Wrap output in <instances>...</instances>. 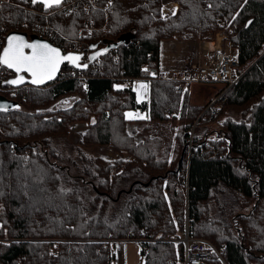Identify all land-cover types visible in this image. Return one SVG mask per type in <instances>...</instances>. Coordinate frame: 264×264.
I'll list each match as a JSON object with an SVG mask.
<instances>
[{
  "label": "trees",
  "instance_id": "trees-1",
  "mask_svg": "<svg viewBox=\"0 0 264 264\" xmlns=\"http://www.w3.org/2000/svg\"><path fill=\"white\" fill-rule=\"evenodd\" d=\"M110 1L108 20L99 11L51 19L62 41L77 40L85 22L97 26L88 43L102 53L87 81L72 78L79 69L67 64L48 86L0 92L14 104L0 110V264H28L44 240L61 242L41 264H114L111 242L128 240L141 241L146 264H178L186 230L228 264H264V0H165L181 4L168 20L160 3ZM21 7L0 0V55L9 35H33L37 17ZM224 29L241 78L211 120L189 89L158 75L168 54L197 58L200 39ZM14 76L0 65L3 87ZM135 80H150L137 137L127 117ZM74 124L87 126L84 145L71 139ZM225 143L224 156H213ZM38 160L69 198L45 197L33 179Z\"/></svg>",
  "mask_w": 264,
  "mask_h": 264
},
{
  "label": "built area",
  "instance_id": "built-area-1",
  "mask_svg": "<svg viewBox=\"0 0 264 264\" xmlns=\"http://www.w3.org/2000/svg\"><path fill=\"white\" fill-rule=\"evenodd\" d=\"M147 3L161 4V17L168 20L176 16L181 10V4L174 1L166 2L165 0H141ZM9 4L22 6L21 8L37 17L32 27L33 34L41 39L52 42L55 46L60 47L64 53H74L83 56L82 65L89 63V57L92 54L88 45H80L79 42L61 40L58 31L53 27L51 19L57 15H70L73 12L90 13L99 11L107 14L111 6L109 0H64L58 7L46 9L43 4H33L32 0H8ZM25 3L26 5H23ZM29 3L35 7L29 6ZM223 26V25H221ZM227 29L219 31L215 36H207L201 40V53L197 61L192 58H186L177 68H170L162 71L158 75L161 81L174 82L178 85V90L186 92L192 85H213L220 84L221 87L216 91L215 96L207 102L205 111H209L210 119L214 120L222 111L228 101V92L239 82L241 76L237 74L239 60L234 53H227L223 49L224 44L229 39ZM231 51L233 46L229 43ZM96 62L92 63L94 65ZM76 69V68H74ZM92 76L87 70H73L71 77L74 79L87 81ZM150 82V80H148ZM30 87V86H27ZM19 88L3 87L0 84L1 93H17ZM187 142L189 154L186 158L189 170L192 147L194 143V128L187 132ZM210 149V144H207ZM229 149L228 143H225L221 150H214L213 156H224ZM212 151V150H211ZM187 174H182L187 178ZM141 242V241H140ZM181 242L184 245V260L178 264H228L224 259L221 251L210 241L202 238H193L186 230ZM58 243L47 245L50 252L57 254L55 247ZM148 251L143 248V257L146 259Z\"/></svg>",
  "mask_w": 264,
  "mask_h": 264
},
{
  "label": "rangeland",
  "instance_id": "rangeland-1",
  "mask_svg": "<svg viewBox=\"0 0 264 264\" xmlns=\"http://www.w3.org/2000/svg\"><path fill=\"white\" fill-rule=\"evenodd\" d=\"M83 13H85V12H83ZM90 13H92V12H90ZM90 13H85V14H90ZM109 13L110 12H108L107 14L104 13V16L106 17V20L109 19V16H110ZM106 27H107V24H106ZM97 30H98V28H97V26H95L94 22H85L83 27L79 30L78 39L77 40H70V41L79 42L80 45H84V46L88 45L89 46L88 39L90 37H92V34L94 32H96ZM202 39H204V38L200 39L199 45H198L199 55L201 53V43L200 42H201ZM226 43H227V45L224 44V47H223L225 52H227L229 54L233 52L234 55H236V52H235L234 48L231 51L230 46H229V41H227ZM182 54L183 53L181 51H179L176 54V56L173 55V54H168L167 56H170L171 58L177 57L176 60H178L179 65L182 64L187 57L188 58L191 57V58L196 60V58H195L196 55L194 56V54H190L189 53L190 55L188 54V55H186V57H183V58H182ZM178 56H181V57H178ZM180 59H183L182 63L180 62ZM170 60L172 61L173 59H170ZM96 62L99 64L100 60H97ZM165 63H167L166 60H165ZM198 87H200V88H206L207 87V89L204 90L207 93V92L211 91L213 88H216V89L218 88L219 89L221 87V85L220 84L204 85V86L192 85L190 87V94L192 96V99H193L194 103L196 102L195 98L198 97L197 96L198 94L196 92V88H198ZM116 88L118 90H122V89L125 88V86L118 85ZM205 92H203L202 95H199V97L201 99L205 98V96H204ZM198 103H203V105L205 106L207 104V101H205V100H203L202 102L198 101ZM145 108H146V106L144 107V109ZM143 113H141L140 116H142V117L144 116V118H146V117L148 118V113H149L148 109H145ZM222 123H223L222 120L215 121V123L213 124V128H216V129L217 128H221L222 127ZM86 129H87V126L84 125V124H74L71 127V129H70L71 139L75 143H77L79 145H84L83 134H84ZM129 130L134 136H136V137L138 136L137 122L136 121H134V120L131 121V123L129 125ZM104 154L109 159H112L115 156V154H113L111 151H108L107 154L106 153H104ZM38 161H37V171L39 173L33 175V177L35 176L33 179H34L35 182H37L40 185V187L42 188V191L45 194V197L47 199H66V198H69V196L65 197V196H62L59 193L58 181H57L56 176L54 175V173L52 171H50V170L44 169L43 166H41V164H40L41 162L40 161L38 162ZM36 175H39L38 178H36ZM0 188H1V186H0ZM18 190H19L20 193H23V191H21L20 186H18ZM23 205H24V207L29 206V202L27 200H24L23 201ZM24 210H25V208H24ZM179 237H180V239L178 241L181 242L182 237H183L182 233L179 235ZM54 242L59 244L61 241H59V240H44V241H41V244L43 246L34 253L33 257L28 262V264H41L42 262H44L47 259V257L50 254H52V252H50V250L47 247V245H49L50 243H54ZM140 245H141V247H140ZM140 245L137 244V243H131V244H127V245L119 244V245L116 246L114 244V245H110V246H111L112 250L117 253V256H118L117 262L119 264H146V260L141 256V253H140V251L142 249V244H140ZM124 254H126V261L121 262V261H123V255Z\"/></svg>",
  "mask_w": 264,
  "mask_h": 264
},
{
  "label": "snow or ice",
  "instance_id": "snow-or-ice-1",
  "mask_svg": "<svg viewBox=\"0 0 264 264\" xmlns=\"http://www.w3.org/2000/svg\"><path fill=\"white\" fill-rule=\"evenodd\" d=\"M37 2L42 3L48 9L60 6L62 0H32L33 4ZM25 49H31V53L27 54ZM80 59L81 57L78 55L69 54L64 56L59 49L47 43H29L22 36L12 35L8 37L7 47L3 49V54L0 55V65L14 69L17 73L25 71L30 73L32 76L31 82L39 85L46 80L53 79L63 61L67 60L76 67H81L77 63ZM84 67H87V65H84ZM23 79L21 76L17 80L6 81V83L15 85L23 82ZM138 87L146 91L148 86L140 84Z\"/></svg>",
  "mask_w": 264,
  "mask_h": 264
},
{
  "label": "water",
  "instance_id": "water-1",
  "mask_svg": "<svg viewBox=\"0 0 264 264\" xmlns=\"http://www.w3.org/2000/svg\"><path fill=\"white\" fill-rule=\"evenodd\" d=\"M63 2H64V0H62V3H63ZM62 3H61V4H62ZM35 4H42V3L37 2V3H35ZM54 7H57V6H54ZM48 9H50V8H48ZM248 25H249V24H248ZM12 35L22 36V37H24L25 40H26L27 42H29V43H36V42L47 43V44L51 45L52 47L59 49L60 52H61V54L64 55V56H67V55H69V54H72V55H78V54H74V53H64V51H63L60 47L55 46V45H53L50 41H48V40H46V39H41V38H39V37L36 36V35H32L30 38H28L27 36H24V35H22V34H11V35H9V36H12ZM9 36H8V37H9ZM8 37H7V39H8ZM7 39H6L5 47H7ZM129 39H130L129 36H127V37H122V38H121V40H122L123 42H125V43H129V41H130ZM5 47H4V48H5ZM91 51H93V53H92L91 56L89 57V63H88V64H85V65H87V67H84V65L81 64L82 61H83V56H82V55H78V56L81 57V59H80L77 63H79V64L81 65V67H76V66H75L74 64H72L70 61L65 60V61H63V62L60 64L59 69H58V71L56 72L55 77H54L53 79H51V80H46L44 83L39 84V85H37V84H33V83L31 82V80H32V76H31L30 73H28V72H26V71H25V72L17 73L14 69H9V68H7V66L2 65V66H4L5 68H7L8 70L12 71V72L15 74V76H14L13 78L9 79L8 81H11V80H17V79H18L19 77H21V76L24 78V79H23V82H20V83H18V84L13 85V84H9V83H6V82H5L4 85H6V86H10V87H13V88H21V87H24V86H26V85H30V86H32V87H36V88H42V87L48 86V85L52 84V83H53V82H54V81L60 76L63 67H64L65 65H67V64H69L70 66L75 67L76 69L86 70V69L90 66V64L94 63L97 59L100 58V55H101V53H102L101 51H96V50L94 49V47L91 48ZM25 52H26L27 54H30V53H31V49H25ZM2 54H3V52H2ZM2 54H1V55H2ZM93 57H94V59H93ZM13 107H14V104H13V103H11L10 101H8V100H6L5 98H3V97L0 96V110L11 109V108H13ZM131 191H132V188L130 189L129 192H131Z\"/></svg>",
  "mask_w": 264,
  "mask_h": 264
},
{
  "label": "crops",
  "instance_id": "crops-1",
  "mask_svg": "<svg viewBox=\"0 0 264 264\" xmlns=\"http://www.w3.org/2000/svg\"><path fill=\"white\" fill-rule=\"evenodd\" d=\"M170 59H173V60L175 59V60L174 61L173 60L171 61ZM176 59H177V57L171 58L170 56H167L166 59H165L167 63H165L164 70L170 69V68H177L178 65H179V63H178V60H176ZM198 59H199V52H198V55H197L196 60H198ZM182 60L183 59H180V62L181 63H182ZM140 84H146L148 86L147 87V90L145 91L144 89L139 88L138 85H140ZM200 86H204V85H200ZM149 87H150V82L148 80H135V81L132 82V91H133L134 96H135V108L133 110H130V111L127 112V117L131 121H133V120L134 121H138V120H141V119H145L144 116L142 117V116H140V114L143 113L145 109H148V104H149ZM206 89H207V87L206 88H200V87L196 88V92L198 94L197 95L198 97L195 98V101L196 102L194 103L193 102V99H192V96H191V102H192L193 105L200 106V107L204 106L203 105L204 102L203 103H198V101H201L202 102L203 100H205V101L208 102L209 100H211L215 96V93L218 90V88L217 89L216 88H213L211 91H209V92L206 93L204 91ZM203 92H205V94H204L205 98L201 99L199 97V95H202ZM145 106H146V108L144 109ZM129 114H131V115L129 116ZM131 243H137V244H139L138 242H134V241H117V242H111L110 245H114L115 244L117 246L119 244L127 245V244H131ZM113 253H115V261H114V264H119L117 262V260H118L117 253L114 252V251H113ZM140 253H141V256L143 257V255H142V249H141ZM124 261H126V254L123 255V261H121V262H124Z\"/></svg>",
  "mask_w": 264,
  "mask_h": 264
}]
</instances>
